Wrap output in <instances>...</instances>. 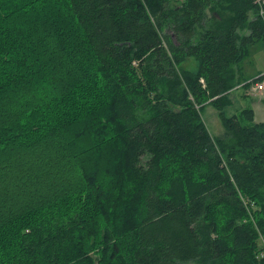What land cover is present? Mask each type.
Segmentation results:
<instances>
[{
  "label": "trees",
  "instance_id": "trees-1",
  "mask_svg": "<svg viewBox=\"0 0 264 264\" xmlns=\"http://www.w3.org/2000/svg\"><path fill=\"white\" fill-rule=\"evenodd\" d=\"M252 1L0 0V264H264Z\"/></svg>",
  "mask_w": 264,
  "mask_h": 264
},
{
  "label": "rangeland",
  "instance_id": "rangeland-1",
  "mask_svg": "<svg viewBox=\"0 0 264 264\" xmlns=\"http://www.w3.org/2000/svg\"><path fill=\"white\" fill-rule=\"evenodd\" d=\"M249 52V56L238 66V69H240V79H244V82L245 79L247 81H251L253 78L258 77L259 73H264V43H258L254 46H251ZM182 67L189 69L190 71H194L198 67V62L194 58H190L182 64ZM235 91L237 96H234ZM230 94L231 95L229 96H233V98L236 97L237 100H234L235 102L229 107L224 108L226 116L237 114L243 108L251 106L255 112L254 121L264 122V105L259 101V99H257V97L260 96L264 97V89L258 93L252 89V86L250 88L243 89L241 85H238L230 92ZM247 97L252 98L248 100ZM202 110L204 123L207 126L211 136L227 138V136L224 135L225 129L223 128L222 124L219 123L220 120L217 116L216 110H214L213 107L209 105L205 106V108Z\"/></svg>",
  "mask_w": 264,
  "mask_h": 264
},
{
  "label": "built area",
  "instance_id": "built-area-1",
  "mask_svg": "<svg viewBox=\"0 0 264 264\" xmlns=\"http://www.w3.org/2000/svg\"><path fill=\"white\" fill-rule=\"evenodd\" d=\"M252 2L259 7L260 14H264V0H253ZM252 89L259 93V91L264 89V82H258V84L252 86Z\"/></svg>",
  "mask_w": 264,
  "mask_h": 264
},
{
  "label": "crops",
  "instance_id": "crops-1",
  "mask_svg": "<svg viewBox=\"0 0 264 264\" xmlns=\"http://www.w3.org/2000/svg\"><path fill=\"white\" fill-rule=\"evenodd\" d=\"M236 91H237V90H236ZM236 91H235L234 96H237ZM233 93H234V92H233ZM233 93H231V94H233ZM231 94H230V95H231ZM259 96H260V95H259ZM260 97H261V96H260ZM260 97H259V98H260ZM230 99H231V101H232V104L237 100V98H236V97L233 98V96H232V97L230 96ZM234 100H235V101H234Z\"/></svg>",
  "mask_w": 264,
  "mask_h": 264
}]
</instances>
